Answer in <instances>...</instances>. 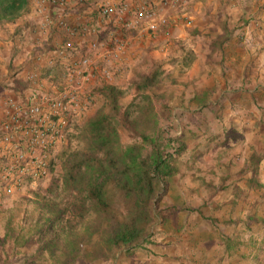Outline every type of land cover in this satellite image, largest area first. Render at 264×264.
Segmentation results:
<instances>
[{
	"label": "rangeland",
	"instance_id": "374dc122",
	"mask_svg": "<svg viewBox=\"0 0 264 264\" xmlns=\"http://www.w3.org/2000/svg\"><path fill=\"white\" fill-rule=\"evenodd\" d=\"M73 5L70 3L66 12H73ZM261 6L264 8V3ZM88 7H91L88 3L82 6ZM55 12L48 9L47 15ZM85 12L83 16L88 15L86 9ZM47 15L33 4L15 21L0 23V113L7 97L20 101L28 96L31 87L26 74L36 72L42 77L46 68L37 64L36 59L60 42L53 35L52 29L56 31V28L49 23ZM93 22L102 35L105 23L97 19ZM188 22L190 20L186 19L185 23ZM124 71L122 77L110 86L116 87L120 111H128L129 124L137 131L144 129L159 139H169L166 150L170 153H174V147L184 145L171 160L175 173L162 181V189L153 199L158 219L152 225L150 235L131 251H109L104 243L108 230L103 226L101 215L89 208L88 202L82 201L83 192L56 190L55 198L54 193H49L50 188H55L52 182L61 185L64 151L79 150L78 156L83 153L78 127L102 108L107 110L108 102L99 92L106 86L102 85L98 88L94 105L73 120L65 147L54 157L51 176L28 183L14 193H5L0 188V264H264V205H257L255 210L254 207H242L239 227L237 223L233 227L232 217L227 219L224 209L216 205L213 192H216L217 183L210 182L213 189L209 193L203 188L208 183L207 177H216L218 170L216 135L222 134L220 131L226 129L225 125L231 126V120L254 125V138L264 143V85L257 82L258 93L254 89L251 91L256 93H251V98L245 94V98L234 103L229 101L230 114L219 115L222 99H214L209 108H204L194 99L173 98L176 96L167 92L170 87L167 75L134 74L126 77L127 69ZM256 78L264 79L263 67L256 72ZM162 79L165 83L161 85L159 81ZM145 80H148L147 86L141 88L140 84ZM53 84L44 78L37 90L44 92L43 88L48 89ZM180 106L187 109L185 113L172 109ZM162 110L172 114L177 112L174 120L161 119ZM208 128L212 131L208 132ZM240 134L243 140L244 133ZM210 135L214 137L208 140ZM116 139L122 146L139 141L135 132L130 130L120 132ZM263 189L258 186L256 196L262 204ZM249 197H242V205ZM72 200L76 205L73 211L79 218L74 229L64 225L49 229L44 222L46 203L60 202L64 207ZM227 208L229 213L233 211L232 207ZM66 214L70 217V212ZM235 232L238 236L233 235ZM78 241H83L80 249L75 247Z\"/></svg>",
	"mask_w": 264,
	"mask_h": 264
},
{
	"label": "crops",
	"instance_id": "0c3cea01",
	"mask_svg": "<svg viewBox=\"0 0 264 264\" xmlns=\"http://www.w3.org/2000/svg\"><path fill=\"white\" fill-rule=\"evenodd\" d=\"M149 1L157 8L155 0ZM81 2L73 3L75 10L67 11V18L78 26L87 22L92 24L95 11L90 7L82 8L84 3ZM263 3L264 0H185L181 9L168 11L165 22L156 32L139 34L135 30H126L124 35L130 38L123 61L126 77L167 75L170 80L167 92L176 96L173 98L194 99L204 108H209L212 100L222 99L223 112L219 110V115L230 114L229 101L234 103L245 98V94L249 97L251 90L257 92V84L264 85V79L256 78V72L264 68ZM33 4L35 2L31 0L30 6ZM85 9L88 15L83 16ZM43 13L47 15L46 11ZM186 19L190 22L185 23ZM109 28L110 25L105 23L102 35H98H106ZM52 32L60 41L65 36L58 29H52ZM81 35L75 36L76 41H88L96 36L95 33ZM121 77L122 74L115 82ZM159 82L162 85L165 79ZM172 109H179L181 113L187 110L183 106ZM231 121V126L225 125L226 129L220 131L222 134L216 135L218 170L216 177H207L208 183L203 188L209 193L213 189L210 182L217 183L216 192H213L216 205L224 209L227 219L232 217L233 227L236 223L239 227L242 207H254L255 210L257 205H264L256 199L258 186L264 188V143L254 138V125H242L236 119ZM211 131L212 128H208V132ZM240 132L244 133L243 140ZM212 137L210 135L208 140ZM246 195L250 197L242 205V197ZM227 207L233 208V215ZM233 235L238 236V232Z\"/></svg>",
	"mask_w": 264,
	"mask_h": 264
},
{
	"label": "built area",
	"instance_id": "2783aa9c",
	"mask_svg": "<svg viewBox=\"0 0 264 264\" xmlns=\"http://www.w3.org/2000/svg\"><path fill=\"white\" fill-rule=\"evenodd\" d=\"M33 1L42 11L56 10L48 21L65 36L43 59H36L46 68L42 77L36 72L26 74L30 95L20 101L7 97L2 102L0 188L5 193L51 176L54 157L66 145L73 120L94 105L100 86L113 85L123 73L130 42L124 32H156L165 22L166 12L185 0H155L157 8L149 0H81L95 11L97 21L110 25L103 36L90 22L78 26L68 20L67 7L77 0ZM83 33L96 36L76 41L75 36ZM44 78L54 84L38 91Z\"/></svg>",
	"mask_w": 264,
	"mask_h": 264
},
{
	"label": "trees",
	"instance_id": "16d2710c",
	"mask_svg": "<svg viewBox=\"0 0 264 264\" xmlns=\"http://www.w3.org/2000/svg\"><path fill=\"white\" fill-rule=\"evenodd\" d=\"M30 8V0H0V23L13 22ZM147 81L140 84L141 88L147 86ZM100 90L108 102L107 110L102 108L78 127L83 153L78 156L79 150L64 151L61 185L52 182L55 188L49 193L55 198L56 190L83 192L82 201L101 215L108 230L104 240L107 249L128 252L150 235L158 219L153 199L162 189V181L175 173L171 160L184 145L174 147V153H170L166 150L169 139H159L144 129L137 131L129 124L128 111H120L116 87ZM174 117L171 112L160 111L161 119L171 121ZM128 130L135 132L139 141L122 146L116 138ZM60 205L55 201L46 203L44 222L49 229L63 225L74 229L79 219L73 211L76 205L73 200L64 207ZM81 244L83 241H78L75 247L80 249Z\"/></svg>",
	"mask_w": 264,
	"mask_h": 264
}]
</instances>
